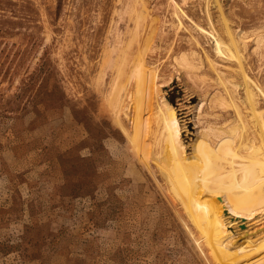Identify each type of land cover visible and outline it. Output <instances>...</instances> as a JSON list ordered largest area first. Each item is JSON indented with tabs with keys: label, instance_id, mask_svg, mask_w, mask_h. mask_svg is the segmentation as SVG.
Returning <instances> with one entry per match:
<instances>
[{
	"label": "rangeland",
	"instance_id": "374dc122",
	"mask_svg": "<svg viewBox=\"0 0 264 264\" xmlns=\"http://www.w3.org/2000/svg\"><path fill=\"white\" fill-rule=\"evenodd\" d=\"M224 21L264 89V0H0V264H264V221L204 239L141 142L156 86L184 164L204 176L215 162L196 137L234 119L217 74L243 100L210 35L226 41Z\"/></svg>",
	"mask_w": 264,
	"mask_h": 264
},
{
	"label": "bare ground",
	"instance_id": "6f19581e",
	"mask_svg": "<svg viewBox=\"0 0 264 264\" xmlns=\"http://www.w3.org/2000/svg\"><path fill=\"white\" fill-rule=\"evenodd\" d=\"M174 8L184 15L176 3ZM224 30L226 41L212 28L210 35L214 41L215 55L237 63L243 100L239 101L236 97L237 85L224 78L221 72L217 74L218 85L223 90L217 101L233 110L234 119L232 116L233 120L219 126L207 123L196 137L211 150L215 162L206 165L204 176L198 175L193 160L184 164L182 159L185 153L176 109L159 95L156 86L152 87L157 96L154 98L158 100L154 109L150 110V134L141 141L168 193L199 234L213 242L233 236L237 231L251 229L264 221V106L259 104L260 101L264 103V89L244 69L242 50L247 39L234 35L225 21ZM255 41L260 46L263 37L258 36ZM174 62L181 68L195 69L184 54L175 57ZM126 95L131 101L132 94ZM112 98L110 103L117 108L118 102L115 97ZM242 105L247 111L246 115L241 111ZM123 114L126 115V112ZM138 119L141 122V115ZM178 164H184V168L178 169Z\"/></svg>",
	"mask_w": 264,
	"mask_h": 264
},
{
	"label": "trees",
	"instance_id": "16d2710c",
	"mask_svg": "<svg viewBox=\"0 0 264 264\" xmlns=\"http://www.w3.org/2000/svg\"><path fill=\"white\" fill-rule=\"evenodd\" d=\"M170 103H172V100L171 99H168Z\"/></svg>",
	"mask_w": 264,
	"mask_h": 264
}]
</instances>
